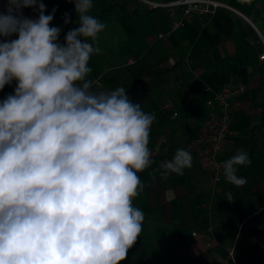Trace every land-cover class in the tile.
<instances>
[{"label":"clouds","instance_id":"obj_1","mask_svg":"<svg viewBox=\"0 0 264 264\" xmlns=\"http://www.w3.org/2000/svg\"><path fill=\"white\" fill-rule=\"evenodd\" d=\"M71 2L79 27L64 44L50 26L56 9L46 15L42 0H8L0 13V90L16 82L0 101V264H120L142 231L133 201L144 191L138 173L153 164L155 117L123 86L92 90L89 61L106 25L89 14L93 0ZM63 20L72 22L67 12ZM250 163L239 151L224 178L242 187L238 167ZM191 166V153L177 149L159 170Z\"/></svg>","mask_w":264,"mask_h":264},{"label":"crops","instance_id":"obj_2","mask_svg":"<svg viewBox=\"0 0 264 264\" xmlns=\"http://www.w3.org/2000/svg\"><path fill=\"white\" fill-rule=\"evenodd\" d=\"M126 1L142 14L134 18L114 14L110 20L101 21L106 27L94 43L101 52L89 61L92 71L87 79L92 81V90H114L123 86L128 89L126 94L131 99L143 89L147 73L155 66L159 65L156 74L161 76L163 70L170 69L181 59L185 60L186 86L181 92L182 108L175 109L158 89L148 101L140 103L142 110L155 117L149 143L153 164L138 173L144 191L133 203L144 212L145 219L136 243L120 264H140L144 253L140 238L148 235L161 252L179 239L188 248L194 262L203 264L206 250L218 247L219 252L212 255L208 264H234L226 257L235 240L238 248L244 239L264 241V126L259 131L254 130L264 115V61L258 59L260 46L245 22L224 10L217 11L212 17L193 16L177 30L170 29V18L165 10L150 11L137 0H93L94 7L89 14L96 16L112 3ZM42 2L46 6V15L56 9L50 26L61 28L60 42L69 27L78 26L79 16L74 3L71 0ZM230 4L245 14L264 35V0H230ZM66 12L72 21L68 24L63 20ZM38 15V10L33 9V19ZM159 34L163 38H159ZM151 46L150 56L135 65L134 56ZM196 56L199 59H186ZM110 71L114 73L106 77L105 73ZM229 82L246 85L247 90L239 97V106L232 112L231 143L222 158L225 162L239 151L247 152L253 138L255 153L251 168L259 176H250L249 190L237 187L231 203L224 204L222 190L228 181L223 177L214 188L209 173L199 169L197 159L191 154L192 164L207 175L212 193L208 213L196 220L203 205V194L199 189L189 192L185 172L183 175L161 174L159 169L174 156L176 149L172 140L158 136L155 128L167 126L175 119L187 118L195 123V129L198 128L216 112L210 102ZM15 87V81L5 85L0 90V101L13 94ZM195 129L189 133V142ZM193 233L197 235L193 237ZM240 264H264V257L256 262L243 260Z\"/></svg>","mask_w":264,"mask_h":264},{"label":"trees","instance_id":"obj_3","mask_svg":"<svg viewBox=\"0 0 264 264\" xmlns=\"http://www.w3.org/2000/svg\"><path fill=\"white\" fill-rule=\"evenodd\" d=\"M127 15L130 18L138 17L142 12H139L138 9L132 7V3L126 1L124 3H112L110 6L102 9L96 16L100 21L110 20L112 15ZM79 27V25L77 26ZM76 28V27H74ZM69 27L66 30V34L69 30L74 29ZM59 43L64 44L65 38L62 39ZM153 46L147 49L145 52L138 53L134 56V64H138L142 60L147 59L151 52ZM187 61L191 59H199V56L196 57H187ZM185 63L184 59H181L175 62L170 69L163 70L162 75L158 76L156 72L160 70L159 65L155 66L152 71L147 73L146 82L142 90L131 98L134 103H143V101H148L150 95L157 89L165 94L168 98L170 104L175 108L179 109L184 107V102L182 101L181 92L183 87L186 86V81L183 73V65ZM115 71V70H114ZM114 71L106 72L105 76L109 77ZM264 126V115L262 116L259 126L254 129L259 131L261 127ZM195 129V123L189 121V119H175L167 126L155 128V132L158 136H163L165 138H170L173 142L175 149H188L189 144V133ZM254 139H250V147L247 151L250 160L252 155L255 153V143ZM187 174V188L189 192H192L196 189H199L203 196L199 215L196 217V220H200L203 216L208 213V207L212 198L211 188L209 187V179L205 173L201 171L192 164L190 168L184 170ZM237 174L241 177L246 178V184L242 187L247 191L249 190L248 181L250 176H259L258 173L254 172L251 168V163L248 166H240V169L237 171ZM223 201L224 204H230L231 201L226 199L228 195H233L234 191L237 189L236 186L227 182L223 186ZM141 247L144 249L143 256L140 259V264H199L194 262L191 259L189 250L184 244L179 240H174L171 247H167L166 250L161 252L153 243L151 237L143 236L140 238ZM240 247L237 248V254L240 261L251 260L259 261L264 257V241L259 243L252 239H244L240 242ZM219 252L218 247H213L207 249L203 254V264H208L212 255Z\"/></svg>","mask_w":264,"mask_h":264},{"label":"built area","instance_id":"obj_4","mask_svg":"<svg viewBox=\"0 0 264 264\" xmlns=\"http://www.w3.org/2000/svg\"><path fill=\"white\" fill-rule=\"evenodd\" d=\"M150 10H165L170 18V29L177 30L182 28L193 16L212 17L219 10L228 11L242 19L247 27L253 32L256 43L260 46L258 59L264 61V35L258 27L245 15L238 12L231 4L230 0H166L164 2H151L149 0H137ZM8 0H0V13L7 11ZM23 15L33 18V8H23ZM163 38L162 34L158 35ZM13 35L8 39H17ZM5 38L0 37V41ZM246 85L229 82L215 93L211 106L216 112L208 119L204 120L196 128L193 137L190 139L188 151L197 159L198 167L210 175V181L214 188L223 179L222 155L228 149L232 131L229 128L233 110L239 106L238 100L246 92ZM193 233L192 236H196ZM238 244L235 242L227 251V259L234 264L241 261L237 254Z\"/></svg>","mask_w":264,"mask_h":264}]
</instances>
